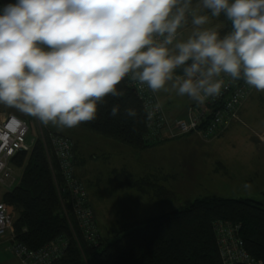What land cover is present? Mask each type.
<instances>
[{
    "label": "clouds",
    "instance_id": "obj_1",
    "mask_svg": "<svg viewBox=\"0 0 264 264\" xmlns=\"http://www.w3.org/2000/svg\"><path fill=\"white\" fill-rule=\"evenodd\" d=\"M221 16L230 25L223 34L209 26ZM126 78L200 105L240 80L264 92V0H16L0 7V105L44 126L74 128L96 119L106 97L122 98ZM162 108L159 100L145 103L147 120ZM119 111L114 104L110 114ZM125 114L136 118L137 110Z\"/></svg>",
    "mask_w": 264,
    "mask_h": 264
},
{
    "label": "trees",
    "instance_id": "obj_2",
    "mask_svg": "<svg viewBox=\"0 0 264 264\" xmlns=\"http://www.w3.org/2000/svg\"><path fill=\"white\" fill-rule=\"evenodd\" d=\"M193 2L195 4L197 0ZM118 88L125 92L122 98L106 97V103L98 105L96 119L83 122L74 130L85 129L111 142L140 150L166 142L148 140L144 104L137 92L128 85V78ZM114 104L120 105L116 116L110 114ZM127 108L136 109L137 117H128L125 114ZM53 133L66 136L74 142L76 157L77 144L73 136L65 128ZM46 137L49 139V135ZM12 162L22 173L17 185L4 194L3 203L15 215V240L30 250H38L56 240L65 239L66 249L52 264H223L214 231V223L218 220L240 225L245 248L264 264L262 202L216 194L197 197L185 201L184 206L163 211L143 222H134L135 228L130 231L125 232L129 228L125 224L117 231L118 234L123 233L122 236L113 242L106 243L99 231L97 244H93L85 239L79 226L71 196L59 190L62 177L53 150L47 149L43 140L37 138L31 151L17 154ZM74 164L76 170V160ZM129 175L125 171H115L110 182L115 189L133 188L142 194L151 192L152 187L157 188L159 185L155 197L165 199L172 195V191L162 183L157 185L152 181V176L130 181Z\"/></svg>",
    "mask_w": 264,
    "mask_h": 264
},
{
    "label": "rangeland",
    "instance_id": "obj_3",
    "mask_svg": "<svg viewBox=\"0 0 264 264\" xmlns=\"http://www.w3.org/2000/svg\"><path fill=\"white\" fill-rule=\"evenodd\" d=\"M14 1L16 0H5L6 4L15 3ZM209 26L217 27L221 34L229 28L223 16L211 19ZM189 31L190 25L183 29L184 37ZM157 96L167 114H183L193 103L189 98L175 93L161 91ZM256 103V112L249 110L246 115V109L244 117L238 115L233 126L211 139H204L193 133L143 150L118 142H103L99 138L101 136H97L98 140H90L89 149L97 158L95 162L89 164L86 161L80 166L81 177L90 195L97 227L106 243L121 237L123 233L118 234L117 231L125 224L129 226L125 232L130 231L135 228L134 222H143L163 211L184 206L185 201L195 200L197 197L216 194L251 198L264 203V92L258 94ZM24 116L30 125L29 140L36 142L37 138H41L52 149L46 135L61 129L51 124L44 126L37 118L26 114ZM65 129L83 144V129ZM92 158L95 156H91ZM115 171L127 172L130 174V181L152 176V181L157 185L162 183L172 191V195L165 199L155 197L159 185L157 188L152 187V191L147 194L133 188L115 189L110 182ZM21 173V170H16L19 178ZM245 183L251 187L245 189ZM145 189L148 190V187L145 186ZM6 191L0 186V202H3ZM10 236L0 239L5 241L1 245L0 264H21L10 248ZM85 239L87 240L86 237Z\"/></svg>",
    "mask_w": 264,
    "mask_h": 264
},
{
    "label": "built area",
    "instance_id": "obj_4",
    "mask_svg": "<svg viewBox=\"0 0 264 264\" xmlns=\"http://www.w3.org/2000/svg\"><path fill=\"white\" fill-rule=\"evenodd\" d=\"M5 4V0H0V7ZM225 79L227 83V78ZM128 85L137 92L143 104L155 103L159 100L157 94L151 93L146 86L141 87L129 79ZM253 90L254 88L246 85L243 80L228 83L221 96L210 99L202 105L193 102L183 117L173 120L169 119L163 107L152 120H147V138L157 141L171 140L191 133H196L204 139L216 137L238 119L240 108ZM29 134L30 125L27 121L15 115L0 118V186L6 190L13 189L18 182L13 158L19 153L31 151L35 144V140H29ZM49 140L62 177V187L59 186V190L66 191L71 196L73 211L80 228L88 241L97 244L99 229L89 204L88 192L75 173L74 142L66 136L53 132L49 134ZM46 148L48 149L47 146ZM13 226L14 216L10 208L0 202V239L11 235L8 239L10 248L20 259L21 264H52L67 247V241L59 239L38 250H30L15 240ZM240 230V225L229 221L218 220L214 223L223 264H263L247 251ZM3 243L5 241H0V250Z\"/></svg>",
    "mask_w": 264,
    "mask_h": 264
},
{
    "label": "crops",
    "instance_id": "obj_5",
    "mask_svg": "<svg viewBox=\"0 0 264 264\" xmlns=\"http://www.w3.org/2000/svg\"><path fill=\"white\" fill-rule=\"evenodd\" d=\"M259 93L260 92L256 91L255 89L253 90V92L251 93V95L249 96V98L243 103V105H242V107H241L240 112H239L238 115H241V116L244 117L245 116L244 114H245L246 109H247L246 115H247V112L249 110L252 111V112H256V108H257L256 99H257ZM184 114L185 113H183V114H179V113L178 114H169L168 113L170 119L178 118V117L179 118L180 117H183ZM6 115H15L16 117L27 121L26 118H25V116H24L25 115L24 113H21V112H19L16 109L9 108V107L4 106V105H0V118L1 117H4ZM39 123H40V121H39ZM231 126H233V125H231ZM59 129H63V128H59ZM76 130H79V129H76ZM99 138H102L103 142H111V140L105 139L103 137H99ZM75 140H76V144H77L76 145V157H75V160H76V172H77L78 177L83 182V179L81 177L82 167H80V166L83 165V163H85L86 161H88L89 164L92 163V162H95L94 161L95 159H93V158L91 159V156H96V154L91 152V150L89 149L88 142L90 140H98V137L94 133H88L87 130L83 129V144H80V142L77 139H75ZM82 154H83V156H82ZM81 160L83 162H81ZM78 163H79V166H77ZM16 170H18V169H16ZM16 170H15V172H16ZM85 175L86 174H85V166H84L83 167V176H85ZM20 177H21V175H20ZM17 179H20L18 175H17ZM83 184H84V182H83ZM88 197H89L90 204H91V199H90L89 192H88ZM91 207L93 209L92 204H91ZM93 212H94V215H95V218H96V214H95L94 209H93Z\"/></svg>",
    "mask_w": 264,
    "mask_h": 264
}]
</instances>
